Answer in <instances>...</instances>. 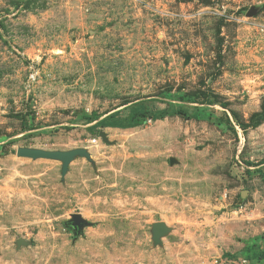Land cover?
<instances>
[{
    "label": "rangeland",
    "instance_id": "obj_1",
    "mask_svg": "<svg viewBox=\"0 0 264 264\" xmlns=\"http://www.w3.org/2000/svg\"><path fill=\"white\" fill-rule=\"evenodd\" d=\"M260 113L264 0H0V264H264Z\"/></svg>",
    "mask_w": 264,
    "mask_h": 264
},
{
    "label": "water",
    "instance_id": "obj_2",
    "mask_svg": "<svg viewBox=\"0 0 264 264\" xmlns=\"http://www.w3.org/2000/svg\"><path fill=\"white\" fill-rule=\"evenodd\" d=\"M103 139L107 140L104 132H100ZM18 156L30 157V158H47V159H57L63 161L62 164V174L65 175L68 171L70 162L77 155H84L90 157L89 152L86 149H71V150H44V149H34L28 147H19L17 149ZM72 224L74 225L76 231H79L81 227L85 224V220L80 214H74ZM167 231V227L163 222H158L155 224L154 239H159L160 235Z\"/></svg>",
    "mask_w": 264,
    "mask_h": 264
},
{
    "label": "trees",
    "instance_id": "obj_3",
    "mask_svg": "<svg viewBox=\"0 0 264 264\" xmlns=\"http://www.w3.org/2000/svg\"><path fill=\"white\" fill-rule=\"evenodd\" d=\"M167 111L165 109L157 110V116H165ZM147 115V110L145 109L144 105L138 104L130 109V115L127 119L121 120L116 119L111 115L107 118H102L98 120L97 123H94L90 126V128L95 126H111V127H119V128H128L136 125L141 118ZM264 119V113L257 114L256 122L261 121Z\"/></svg>",
    "mask_w": 264,
    "mask_h": 264
},
{
    "label": "built area",
    "instance_id": "obj_4",
    "mask_svg": "<svg viewBox=\"0 0 264 264\" xmlns=\"http://www.w3.org/2000/svg\"><path fill=\"white\" fill-rule=\"evenodd\" d=\"M241 209H242V207L239 208L240 211H242ZM245 262H246V260L244 259V260H243V263H245Z\"/></svg>",
    "mask_w": 264,
    "mask_h": 264
}]
</instances>
